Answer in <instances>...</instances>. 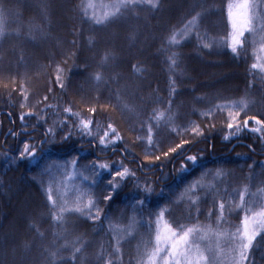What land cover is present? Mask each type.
I'll use <instances>...</instances> for the list:
<instances>
[{
	"label": "trees",
	"instance_id": "1",
	"mask_svg": "<svg viewBox=\"0 0 264 264\" xmlns=\"http://www.w3.org/2000/svg\"><path fill=\"white\" fill-rule=\"evenodd\" d=\"M67 1L65 7L70 10L65 12L73 16L72 22L63 19L60 3L57 4L55 0H0V10L7 20L5 35L0 37V74H8L3 81L0 80V264H102L99 256L103 252L105 258L108 257L115 244L113 235L122 238V256L117 264H143L146 261L142 255L145 242L154 239L155 234L154 223L149 229L147 222L150 219L154 221L162 210L166 218L170 208L168 204L181 203L178 201L183 198L181 193L184 188H189L201 175L202 182L212 184L208 199H205L207 202L199 199L193 205L188 195L183 199L187 202H182L181 208L176 210L178 216L170 211L168 220L195 222L189 221V216L197 217L199 213L198 220L202 225L210 224L216 229L215 214L208 217L210 211L217 212L213 208V201L218 204L221 199L219 195L213 194L214 190L247 188L249 179L254 175L259 176L261 186H264V148L258 138L243 131L239 136L225 140L224 136L228 134L225 121L227 111L217 113L216 118L210 121L195 116L192 113L194 110H191L195 107L202 112L214 104L238 101L231 96L234 91H230L231 86H236L239 91L237 96L252 94L255 99L253 105L245 109L247 114L264 118V72L259 68H251L257 62L256 56L261 55L259 48L264 43L261 39L264 36V28L261 27L264 22V0H252L257 5L254 13L259 19L253 20L255 32L245 33V44L243 49H238V55H234L225 43L231 31L227 17L229 0H183L179 7H175V0H159L158 8L150 9L146 4H141L101 25L81 15L82 0ZM114 2L96 0V11H101L102 16L110 10L106 6ZM194 16L197 17L195 27L185 32L184 26ZM64 20L66 25L62 31L60 27ZM173 34H176L178 43L170 45L168 40ZM36 40L45 43L44 47L49 46V50L55 51L56 55L50 57L45 51L39 56L34 54L35 50H30L29 45ZM205 43L213 46L205 48ZM64 53H68L66 59ZM173 53L177 54L176 66L172 65L170 59ZM105 56L108 57L106 62ZM15 66L17 68L13 70ZM57 66L64 70L63 89L55 83ZM20 67L26 68L24 73H21ZM35 73L44 82L43 85L38 84L41 85L39 88L31 87ZM97 73L102 76L101 82L94 79ZM114 77L119 86L129 84L132 88L138 87L135 95H130L127 97L129 100L125 101L133 106V110H120L123 106L121 96L113 99L116 95ZM21 83H24L27 91V102L20 94ZM173 86L176 89L171 97V115L174 120L171 123L161 120L158 126L154 121L155 127L171 129L195 121L207 137L199 138V142L185 153L203 157L186 173H179L183 157L176 154H170L167 158L163 156V151H167L169 146L181 142L175 133L171 132L170 140L165 145L161 143V133L165 135L170 130H160L159 133L153 128L154 134H159L154 136L159 151L148 146L146 141L136 139L137 136L146 135V132L140 131V122L145 115L148 116L153 110L167 112L169 93ZM87 90L108 93L105 99L89 97L85 100L79 91ZM217 91L230 92L219 94ZM144 92L149 96H145ZM45 96H48L47 101L43 100ZM21 103L36 105L33 111L44 108L45 104L58 107L46 109V124H38L36 117H26L22 123L20 114L22 111L27 113L29 107L21 109ZM142 103H146V106L143 107ZM69 104L74 111L83 114H87L91 106L102 108L101 115L96 119L102 122L110 119L124 137V141L116 145L115 152L109 147L102 154L80 153L85 157L80 164H88L90 159L99 155L101 160L117 162L113 165L114 169L119 168V162H122L135 172L134 176L130 175L120 184L111 201L103 200V195L108 192L106 179L92 189L101 209L97 220L88 219L87 215L79 213H64L61 219L54 220L53 215H59V209H53L44 194L45 182L54 180L55 173L62 171L54 165H63L80 146L88 147L87 138L81 141L74 134L67 148L45 145L44 156L40 158V141L44 139L45 130L52 125L53 119H63V115H66L56 118L53 113ZM243 118H246L245 112H241ZM210 123H215L216 127H208ZM66 131L58 128L56 140L59 141ZM183 135L184 139L191 138L189 134ZM24 142L36 145L37 159L20 157ZM125 144L126 151L123 150ZM156 155L160 156L159 160L155 159ZM146 161L153 165L146 166ZM48 165L53 167L45 172ZM232 169L239 170L245 180L226 174L220 175L214 182L217 170L225 172ZM103 175L108 177L109 174ZM74 183L76 187L71 193L74 196L77 188L87 189L89 186V181L79 177L75 178ZM145 185L151 187L152 195L141 209L136 197L142 195L140 190ZM194 193L197 195L196 191ZM227 198L231 199L230 196ZM233 199L234 209V196ZM225 211L227 213L228 209ZM233 212L220 222L221 231H234L239 224V218ZM20 215L25 217L19 221ZM123 225L128 228H123ZM227 243L222 240L221 247L225 249ZM75 248L81 251L75 252ZM250 264H264V243L259 238L250 253Z\"/></svg>",
	"mask_w": 264,
	"mask_h": 264
},
{
	"label": "snow or ice",
	"instance_id": "2",
	"mask_svg": "<svg viewBox=\"0 0 264 264\" xmlns=\"http://www.w3.org/2000/svg\"><path fill=\"white\" fill-rule=\"evenodd\" d=\"M141 4H146L150 9H155L159 7V0H115L114 3L106 6L110 10L104 12L102 16L96 15L95 9L97 5L93 3V0H87V2H83L82 0L80 10L84 18L90 20L94 24L101 25L108 22L110 19L122 15L126 11L139 7ZM101 7L105 6L101 5ZM256 7L257 5L253 4L252 0H229L227 5V17L231 31L228 33L225 43L227 48L230 49L234 55L239 54L238 49H243L245 44V33L255 32L253 20L259 19V16L254 13ZM90 9L93 10L91 15H89ZM196 22L197 17L194 16L184 26V31L187 32L190 28H194ZM6 23V17L3 11L0 10V37L5 35ZM261 27L264 28V22L261 23ZM261 39L264 40V36H261ZM168 43L170 45L178 43L176 34L170 37ZM212 46L213 45L210 43H205L203 45L205 48ZM259 53H261V55L256 56L257 62L253 63L251 68H259L264 72V43L261 44ZM176 55V53H173V57L170 58L173 66H176ZM107 59L108 57L105 56L104 61L106 62ZM56 72L55 83L63 89L65 87L63 83L64 70L57 66ZM94 79L97 82H101L102 76L97 73ZM12 82L15 83L14 80ZM48 91L51 92L52 89L49 88ZM175 91L176 89L173 86L168 98L167 111L169 113L171 112V97ZM20 94L23 100L27 102L28 95L23 86H21ZM43 100L47 101L48 96H45ZM37 103L41 102L38 101ZM26 106L29 107V111L27 113L21 112L19 117L20 121L23 123L26 117H36L38 124L41 122L44 124L48 123L46 119V109L58 107L45 104L44 108L33 111L32 109L36 108V105L29 106L26 103L20 104L21 109H24ZM247 107L248 102L246 100H228L222 104H214L199 114L211 121L216 118L217 113L223 114L227 111L225 121L228 134L224 136V139L229 140L230 137L239 136L241 132L247 130V132L258 138L261 147L264 148V118H257L255 115L249 116L245 111ZM102 111V108L91 106L88 108L87 114H83L80 111H74L71 104L63 106L58 111H55L53 115L56 118L61 117L63 114L66 115H63V119H53L52 125L44 132V139L40 141L41 152L39 155L40 158H43L45 145L50 147L59 145L67 148L68 141L72 139L74 134L78 135L81 141L87 138V148L80 146L76 149L75 155H72L70 159H66L63 165H54L58 170H62L63 174L70 179L81 176L83 180L89 181L87 189H76L75 200L73 202L74 206L72 207H69L67 195L65 192L60 191L59 184H57L55 188L54 198L53 184L56 183V181H49V186L46 189L47 200L53 209H59V215H53L54 220L61 219L64 213H79L80 215H87L88 219H99L101 209L98 206L97 200L94 198L95 193L92 189L98 187L99 184L103 183L106 179V188L108 192L106 195H103V200L111 201L116 195L120 184L130 175H135V172L130 170L122 162H119V168L114 169L113 165L117 162L101 160L99 155L94 159H90L88 164H80V161L85 159L80 153L93 152L102 154L109 147H111L112 152H115L117 150L116 145L124 141V137L121 135L118 127L114 126L110 119L104 122L96 119L97 116L101 115ZM241 112H245L246 118L241 119ZM164 119L165 112L153 110V112L148 115L147 120H142L140 122L141 130L146 129V135L137 136L136 139L146 141L148 146L159 151V145L154 140L153 121H155V125L158 126L159 122ZM173 120L174 117L172 115L167 117L168 123H171ZM250 121L253 125L251 127H249ZM207 126L211 128L216 127L215 123H210ZM58 128L67 130L59 141L56 140ZM170 131L180 137L181 142L175 144V146H169L167 151H163V156L167 158L170 154H176V156L183 157L179 166V173H186L190 168H194L203 157L198 154L185 155V153L189 148L194 146L195 143L199 142V138L207 139V137L204 136V131L201 129V126L195 121H188L184 125L173 126ZM11 134L13 136L16 135V133ZM183 134H189L191 138L184 139ZM186 145L188 147H185ZM248 147L251 148L252 146L248 145ZM123 150H127L126 144ZM25 156L27 158L37 159L35 144L29 142L23 143L20 157L25 158ZM155 159L159 160L160 156L156 155ZM51 167H53V165L46 166L45 172H48ZM85 173H88V175H85ZM104 173H108V177H104ZM216 175H221L219 170H217ZM203 187L204 185L199 180L195 181L186 189V193L195 192L197 188ZM140 191L142 195L136 197V203L142 209L147 198L152 195V189L150 186L145 185ZM261 191L264 192V190ZM247 192L248 189L245 187V189L239 193V203L235 205L234 209L231 206V200L227 201L229 205V215L236 210L243 212L239 224L235 226V230L231 232L220 230V222L225 219L226 200L224 197H221L218 204L217 201H213V208L217 209V212L213 213L210 211L208 213L209 218L215 214L216 229H213L210 224L202 225L198 220L199 213L197 217H192L191 214L189 216V221L194 220L195 222L182 223L176 220L165 219V211H160L154 221L150 219L147 222L149 229H152L154 223L155 234L154 239L145 242L142 255L146 257V261H144L143 264H250V253L254 249V243L257 242L258 238L261 243H264V200L259 202L258 205L254 200L246 202L245 195ZM186 193H182L181 195L183 196ZM224 193L225 196H230L227 189H224ZM189 199L193 205L196 204V200H192L191 197H189ZM93 209H95V213H93ZM131 226L130 224L129 228H131ZM112 239L115 241V244L112 251L108 254V257L105 258L103 252L99 256L102 264H117V260L122 256V238L113 235ZM222 240H226L230 243V247L227 250L221 247ZM80 251V248H75V252ZM75 252L73 253V259L75 258ZM53 255H55V253H53Z\"/></svg>",
	"mask_w": 264,
	"mask_h": 264
},
{
	"label": "rangeland",
	"instance_id": "3",
	"mask_svg": "<svg viewBox=\"0 0 264 264\" xmlns=\"http://www.w3.org/2000/svg\"><path fill=\"white\" fill-rule=\"evenodd\" d=\"M57 1V4H59L60 3V5H59V8H60V13L62 14V16H63V19H65L66 21H70V22H72L73 21V16L72 15H68L66 12H65V10L66 11H69L70 10V8H67V7H65V6H67L66 4H67V0H55V2ZM62 1H63V4H61L62 3ZM183 0H175V1H173V3L175 4V7H179V5H180V3L182 2ZM185 1V0H184ZM86 2H87V0H86ZM93 3L96 5V0H93ZM81 5V4H80ZM96 9H97V7H96ZM96 9H95V12H96V15L97 16H101V11H96ZM90 11H93L92 9H90ZM70 16H72V17H70ZM64 20V23H63V26L62 27H60L61 28V30L63 31V29L62 28H64L65 29V25H66V21ZM56 21H57V18H56ZM42 30V29H41ZM48 44H50V43H48ZM47 44V45H48ZM46 44L45 43H43V42H41V41H39V40H36V41H33L30 45H29V48H30V50H35L34 51V54H36V55H38L39 56V54H41L42 55V53H43V51H45L44 53H46V54H48L49 53V55H50V57H53L54 55H56V52L55 51H51V50H49V46H46V47H44ZM41 47H43V48H41ZM65 54V59L67 58V56H68V53H64ZM58 55H60V52L58 53ZM50 59V58H49ZM49 59H47L48 61H49ZM48 66V65H47ZM29 67V66H28ZM16 68H17V66H15L14 67V69L13 70H16ZM39 68H40V66H39ZM26 69V68H25ZM25 69H22L21 67H20V70H21V73H24L25 72ZM33 69H35V67H33ZM200 70H203L204 68H199ZM200 72H202V71H200ZM20 73V74H21ZM35 75H36V73H35ZM8 76V74L7 73H2V74H0V80L1 81H3L6 77ZM10 76V75H9ZM35 77V76H34ZM42 77V76H41ZM44 77H46V74L44 75ZM43 80L41 79V78H39V76H37L36 75V77H35V79H34V81L32 82V83H34L31 87L32 88H39V87H41V85H43L44 84V82H42ZM114 81H115V84L113 83V86H116V89H115V91H114V93L116 94L115 96H114V100H116V99H119V97L118 96H121V100H122V102H123V106H121V108H120V110L121 109H124V110H133V106L132 105H129L128 103H126L125 101H127V100H129L127 97H129L130 95L131 96H134L135 95V93L137 92L136 90H139L138 89V87L136 86V87H134V88H132L129 84H123V85H121V86H119L118 85V83H116V78L114 77ZM38 84H41V85H38ZM14 85H12L11 86V88L13 87ZM21 86H23V88H24V83H21L20 84V91H21ZM15 90H16V88H14ZM3 91L2 92H4V89H2ZM16 91H18V90H16ZM46 91V90H45ZM230 91H234V95H231V96H233V98L234 99H237L238 101L239 100H246L247 102H248V107H250V106H252L253 105V101L255 100L254 99V97H252L251 95L252 94H250V95H248V94H245V93H243L240 97L239 96H237V94L239 93V91H238V88L236 87V86H231L230 87ZM230 91H217L216 93H219V94H221V93H226V92H230ZM140 92H143V91H140ZM0 93H1V91H0ZM107 93H108V91H79V94H80V96L82 97V98H84L85 100H88L89 99V97L90 98H92V97H94V98H98V97H101V99H105V95H107ZM144 94H145V92H144ZM245 95V96H244ZM145 96H149V95H147V94H145ZM92 101H94V100H92ZM96 101V100H95ZM84 102V101H83ZM122 104V103H121ZM143 107H145L146 106V103H142L141 104ZM194 110L192 113H194V115L195 116H200V112H201V110L199 109V108H195V107H192L191 108V110ZM196 109V110H195ZM167 110V109H166ZM174 111V110H173ZM121 112V111H120ZM171 113H173L172 112V107H171V112L169 113L168 111L165 113L166 115H165V119L164 120H162V121H164V123H166L167 122V117L169 116V115H171ZM147 117L148 116H144L143 117V119L144 120H147ZM129 120H130V117H129ZM153 124H154V121H153ZM154 130L156 131V132H159V133H161L162 131H166L167 132V130H170V128L169 127H165V126H161L160 128H156L155 127V125H154ZM160 130H161V132H160ZM140 131H141V128H140ZM142 132V131H141ZM143 132H146V129L145 130H143ZM142 132V133H143ZM245 132H247L246 130H245ZM145 134V133H144ZM156 135H159V134H154V136H156ZM161 136L163 137L162 139H163V142H161L162 144H165V145H167L168 144V142H169V140H170V137H171V131L170 132H167V134H165V135H162V133H161ZM165 137V138H164ZM160 138V137H159ZM161 139V138H160ZM144 164L146 165V166H148V165H151L152 164V162H148V161H146V162H144ZM153 165V164H152ZM161 170H162V168H161ZM69 171H71V170H69ZM227 172V173H226ZM221 173V175H224V176H227L228 174L229 175H231L232 177H235V176H237V177H239V178H244V180H245V177H243L242 176V174H241V172L239 171V170H228V171H225V172H220ZM214 174H216V173H214ZM227 174V175H226ZM77 177H79L81 180L83 179L81 176H76V177H74V178H68V177H66L64 174H63V172L61 171V172H59V173H55V175H54V181H56V183H54L53 184V188H54V198H55V188H56V186H57V184H59V186H60V191L61 192H65L66 193V195H67V199H68V201H69V207H72V206H74V204H73V202H74V198H75V196L73 195V194H71L72 193V189L74 188V187H76V185H75V183H74V180H75V178H77ZM221 176H217V177H215L214 178V182H216L217 181V179H219ZM50 180H53V179H50ZM50 180H48V181H46L45 182V184H47L44 188H45V190L48 188V186H49V181ZM200 181L203 185H204V187L203 188H197L196 189V193H197V195L194 193V192H188V193H186V188H184V190H183V192L182 193H186L185 195H183V198L180 200V201H178V202H181V203H177V204H168V206L170 207L167 211L169 212V213H166V218L168 219V214H171V212L170 211H172L173 212V214L174 215H176V216H178L177 215V212H176V210H178V209H180L181 207H180V204H182L183 205V203L182 202H187V201H183V199H184V197H188V195H189V197H191L192 199L195 197V200L197 201V200H199V199H201V200H205L206 198L208 199V193L209 192H211V187H212V184H205L204 182H202V175L199 177V178H197L195 181ZM249 181H250V184L247 182V184H249L248 186H247V188H248V192L247 193H249L250 195H248V194H246L245 195V201L246 202H248V201H256L257 202V205L259 204V202H261L262 200H264V192H262L261 190H264V186H261V181H260V179H259V176L258 175H254L253 176V178H251V179H249ZM252 181V182H251ZM222 183V182H221ZM224 184H226V183H224ZM14 188V187H13ZM14 189H16V188H14ZM187 189H188V187H187ZM245 189V187H235V188H231V189H228V193H230V197H231V199L230 198H227V196H225V193H224V189H216V190H214V192H213V194H215V195H219L220 197H224L225 198V200H231V206H232V204H233V201H234V199H233V196H234V198H235V204H238L239 203V201L237 200L238 199V195H239V193L241 192V191H243ZM73 192H75V191H73ZM181 193V194H182ZM219 193V194H218ZM45 194V196H47L46 195V193H44ZM206 199V200H207ZM211 199H213V197L211 196ZM205 200V201H206ZM207 202V201H206ZM184 204H186V203H184ZM228 203L226 202V210L228 209ZM233 213H235L236 214V216L239 218V220H240V217H242V215H243V212H241V211H238V210H236V211H234ZM227 214L229 215V213H228V211H227V213H226V211H225V218H227ZM234 214V215H235ZM25 217V216H24ZM23 217V215H20L19 216V221L21 220V218H24ZM230 217V216H229ZM165 218V219H166ZM238 220V221H239ZM194 221V220H193ZM203 221V220H202ZM201 221V222H202ZM15 224V223H14ZM17 224V223H16ZM123 228H125V227H127L128 228V226H122ZM122 229V228H121ZM227 229H228V227H227ZM124 233V232H123ZM123 236H125V235H123ZM127 236V235H126ZM226 248H225V250H227L229 247H230V244L229 243H227L226 244V246H225Z\"/></svg>",
	"mask_w": 264,
	"mask_h": 264
}]
</instances>
